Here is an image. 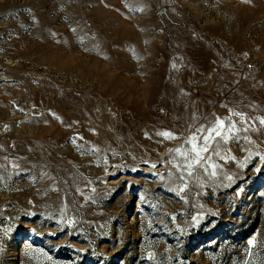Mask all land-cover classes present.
<instances>
[{"label": "rangeland", "instance_id": "obj_1", "mask_svg": "<svg viewBox=\"0 0 264 264\" xmlns=\"http://www.w3.org/2000/svg\"><path fill=\"white\" fill-rule=\"evenodd\" d=\"M262 119L264 0H0V264H264Z\"/></svg>", "mask_w": 264, "mask_h": 264}, {"label": "snow or ice", "instance_id": "obj_2", "mask_svg": "<svg viewBox=\"0 0 264 264\" xmlns=\"http://www.w3.org/2000/svg\"><path fill=\"white\" fill-rule=\"evenodd\" d=\"M235 115H241L239 113H235ZM241 120L243 121V117L241 116ZM247 123V121H243ZM260 124H264V119L260 120ZM225 128H227V133H234V131H239V129H236L235 123L225 125L224 122L218 121L216 124L213 126L209 127L207 130V134H204L203 129L197 130L199 135L203 136V140H198L197 138V133H194L193 136L187 141L191 145V153H181L185 157V160L187 161L185 164L180 165L179 167L184 168L185 173L187 176H192L193 175V169L201 165L202 162L207 163V157L203 155V153H209L211 154H218L216 149L211 147V144L209 143L210 141L215 144H219L220 141H225L227 140V135L225 134ZM246 130V129H245ZM165 137H169L170 134L165 132L162 133ZM216 138H219L218 140ZM177 152L179 153L180 150L177 149ZM155 167V165H153ZM207 169L205 168V171ZM213 175L215 174L214 172L212 173ZM180 179H184L185 176L181 175L179 177ZM183 190V189H181Z\"/></svg>", "mask_w": 264, "mask_h": 264}]
</instances>
